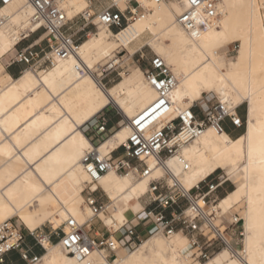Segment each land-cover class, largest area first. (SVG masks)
<instances>
[{
  "label": "bare ground",
  "instance_id": "1",
  "mask_svg": "<svg viewBox=\"0 0 264 264\" xmlns=\"http://www.w3.org/2000/svg\"><path fill=\"white\" fill-rule=\"evenodd\" d=\"M112 1L121 10L125 9L120 6L121 0ZM177 1L183 2L182 8L143 1L146 8L143 16L115 32L99 25V31L81 41L75 54L59 60L47 71L36 73L27 69L17 80L5 75L9 82L0 87V223L17 217L20 225L34 231L40 221L48 219L50 225L57 226L71 216L79 224H88L85 220L86 204L78 188L83 182V190L89 183V178L84 181L88 176L80 160L85 150L93 145L80 127L108 104L117 107L124 120L132 119L145 110L156 95L140 68L113 87L106 88L94 75L95 61L98 56L110 54L118 46L128 47L151 28L158 36L156 40L150 39L151 45L158 56L164 53L167 65L171 61L169 68L177 80L171 92L174 112L192 105L182 95L177 96L178 91L182 93L190 91V86H200L201 96L211 89L224 103L225 96L235 99L234 87L243 91L241 75L248 74V90L254 94L246 103L244 131L230 137L208 127L181 151L189 164L188 170L180 174V166L174 158L167 163L186 189L218 169L224 172L225 180H240L218 199L215 210L220 216L244 201L243 248L238 250L225 246L207 261L200 262L190 259L182 251L187 240L185 236L174 234L164 237L155 233L134 250L118 248L116 254L118 250L126 254L116 255L112 264H264V233L259 227L260 210L264 206V178L261 175L264 156L261 155L259 136L253 140L251 162L248 160L247 141L239 143L248 132L250 106L264 99V30L260 28V14L251 16L253 31L249 48V0H221L220 14L215 23L195 35L187 33L177 23L176 15L184 9L185 0ZM253 2L259 3L258 0ZM87 5L88 0L63 2L68 17ZM32 11L27 0H14L1 9L6 21L0 25V52L13 49L20 40L16 34V22L28 24L29 30L39 26L29 23ZM225 20L229 35L240 37L239 41L221 38L224 26L220 22ZM235 42L238 43L235 59L228 65L222 64L218 60V52ZM119 126L97 144L101 154L110 153L127 138L130 132L128 124L122 122ZM149 164L152 166L153 162ZM159 172L157 168L155 174ZM147 185L148 179L137 177L133 170L118 173L110 169L91 186L94 189L101 186L110 199L109 218H115L113 228H116L122 224L121 217L124 223L131 212L141 209L140 198ZM229 198L230 207L227 210L220 207ZM226 239L234 244L229 237ZM42 244L45 251L41 254V262L44 264H77V260L59 242L50 243L44 238ZM91 256L98 259L99 252L93 251Z\"/></svg>",
  "mask_w": 264,
  "mask_h": 264
},
{
  "label": "built area",
  "instance_id": "2",
  "mask_svg": "<svg viewBox=\"0 0 264 264\" xmlns=\"http://www.w3.org/2000/svg\"><path fill=\"white\" fill-rule=\"evenodd\" d=\"M12 1L14 0H0V25L6 21L1 9ZM143 1L148 0H127V7L121 10L111 0L109 7L105 9V15L109 18L105 20L99 14L100 8L96 9L98 6H93L94 0H88L87 7L71 17L66 14L64 0H27L33 10L29 23L39 26L35 30L30 29L26 36L21 35L8 64H23L26 69L33 72H45L59 60L75 54L80 42L92 34V27L103 25L115 32L137 17L143 16L146 12ZM150 1L158 3L170 0ZM220 1L185 0V7L176 15V21L187 33L200 32L217 20L220 14ZM32 35L36 38L31 43L20 45L21 41ZM42 41L45 42L43 46ZM152 57L159 56L155 54ZM166 67V63L161 66L155 62V59L152 63H149L147 59L142 73L150 72L152 79L157 81L156 84H150L144 76L156 95L145 110L136 114L134 118L124 121L130 128L125 141L108 154L99 152L98 143L92 144L93 146L85 150L81 157L83 170L89 178V183L82 190L84 203L91 212L87 223L98 219L106 235L90 236L88 230H85V225L79 224L71 216L65 219L59 230L53 229L59 236L58 242L63 249L77 261L91 259L94 264H112L118 248L134 250L145 238L155 233L164 237L174 234L185 236L189 244V256L192 260L200 262L208 260L225 246L236 248L235 243L230 244L226 239L227 227L223 225V221L226 220L224 214L217 216L215 210L220 196L219 189H222L225 182L222 175L217 176L215 181H207L209 175L195 186L186 189L178 175L167 164L169 159L174 158L180 166V174L188 170L189 164L181 154L183 147L198 138L208 127L217 132L224 131L223 124L227 121L224 116H219L215 124L213 123V119L223 110L224 103L217 100L206 105L200 101L199 104L185 108L191 114L190 118H186L184 114L178 115V111H173L171 99V92L177 80L169 67L165 71ZM157 68L159 71H153ZM158 77L159 80H157ZM99 81L102 82V78H99ZM161 100L165 101L163 105L160 103ZM217 104L219 108L216 107ZM236 108L232 113H228L229 117L233 114L236 118L240 117ZM137 121L143 125V128L137 124ZM88 125L94 129L101 140L111 134L108 119L102 110L88 121ZM231 127L233 130L242 129L244 118L242 124H235L233 120ZM118 150H121L120 153L113 156ZM150 161L153 162L152 166L149 164ZM89 166H91L92 175L86 171ZM157 168L160 172L155 174ZM110 169L119 173L133 170L139 178L148 179L147 190L141 197V209L116 228L108 227L100 218L109 211L110 199L101 186L95 189L91 186L98 182L97 177L100 178ZM165 200L168 203H165ZM180 201H183V204ZM201 201H204L203 207ZM173 206L180 208L181 212H175ZM193 207L196 214L188 217V220L196 223L197 228L194 230L190 229L187 223L175 218ZM239 221L240 217L233 214L231 220H228V227L235 226ZM35 231L36 229L28 230L27 233L44 252L42 241L44 238L49 241V237L42 233L36 234ZM73 235L76 236L75 240L70 239ZM25 236L26 234L11 219L0 223V264H5V256L11 251H18L20 258L26 264L41 262V254H35L32 252V247L24 246ZM65 239L69 240L67 245L63 244ZM113 244L117 247L113 248ZM82 247H89V255L82 256L78 252V249ZM93 251L99 252L98 259L91 256Z\"/></svg>",
  "mask_w": 264,
  "mask_h": 264
},
{
  "label": "rangeland",
  "instance_id": "3",
  "mask_svg": "<svg viewBox=\"0 0 264 264\" xmlns=\"http://www.w3.org/2000/svg\"><path fill=\"white\" fill-rule=\"evenodd\" d=\"M170 1H171V3L170 2L165 3L164 1H161V2H158L156 4L167 5L169 7H172L173 5H177V6H180V8H182V4H183L182 1H177V0H170ZM258 2H259V0H258ZM105 3H109V0H105ZM120 6H122V5H120ZM96 9H99V6ZM15 25H16V30H17L16 34L21 39V35L27 34V32L29 31V29H28L29 25L28 24H26V25L20 24L19 22H16ZM92 31H93L92 34L97 33L99 31V26L98 27H92ZM91 35L88 36L86 39L91 37ZM30 38H32V37H29L27 39H30ZM34 38H36V36L33 37L30 41H27V39H24L23 41H21L20 45L29 44L33 41ZM157 38H158V36L156 35V31H154L151 28H148L143 34H141L139 37H137L135 40H133L128 45V47L118 46L117 49L112 51L110 54H104V55L98 56L96 58V61H95L96 66L94 67V75L98 79L102 78V84L106 88H111L117 82L122 81V80L126 79L127 77H129L137 68H140L141 70H143V68L145 67V65L147 63V59H148L149 55H151V56H153L155 54L158 55L156 53V51L153 49L151 42H150V39L156 40ZM41 45L42 46L45 45V42L42 41ZM14 48L7 51V52H0V87H2L3 85H6L9 82V78H7L5 76V70H4L3 66H4V63L7 60V58L9 56H11L12 53L14 52ZM237 48H238L237 42L231 43L229 45V47L218 52V54L225 52L218 58V60L222 64L228 65L230 61L235 59V57H236L235 54H236ZM117 73H119V74H117ZM202 97L204 99H202L201 102L205 103L206 105H209L210 103H213L217 100L220 101L218 99L217 95L214 94L213 92L203 93ZM238 108H240V112H238V113L240 115H241V113L244 114V127L242 128V130L241 129L237 130L236 133L234 130H232L230 128L231 129L230 135H234V136L238 135L239 133L244 131L245 126H246V124H245V122H246V104H244L242 108H241V106H239ZM102 112L104 113V115L106 116V118L108 120L113 119V121H114V118H115V121H117V122L122 121L124 123V121H125L121 112L118 111L117 107H115L113 104H108L105 108L102 109ZM113 123H115V122H113ZM114 125H116V124H114ZM224 131H225V128H224ZM222 133L224 135H228L224 132H222ZM221 175H222V178H224V172L221 169H218L209 176L207 181L208 180H214L215 181L217 176H221ZM85 180H87V179H84V181ZM239 182H240L239 179L225 180V182L222 185V189H219V192H220L219 198L222 197L227 191L232 189ZM82 186H83V182L79 184L78 189H79L81 196L83 197V195L81 193ZM140 201H141V198H140ZM85 207H86L85 220H88L91 213H90L88 206L85 205ZM219 211H220V209H219ZM243 211H244V201L242 200L240 203H238L234 207H232L229 210V212L227 211V213H225L223 215L227 220V221L226 220L223 221V225H225V227H227L225 230L226 235L232 239V241L236 244L235 245L236 249H238V250H242V248H243V241H242V239L244 238V234L242 233V232H244L243 219H242ZM132 214L133 213H131L128 216V218ZM233 214H236L237 216H239L240 221L235 226H233V227L229 226L228 227V224H229L228 220H231ZM104 215L109 216L110 214H109V212H107L106 214H103L102 216H104ZM102 216H100L101 219H102ZM11 220L14 223H16L24 233L28 232V230L23 225H20L21 222L17 217H13V218H11ZM49 224L50 223H49L48 219H45L43 221L38 222L36 225L37 229H36L35 233L36 234L40 233L39 231L41 228H43L44 225L49 226V229L52 231L55 228H58L57 230H59V228L62 227L63 223L57 225L58 227L52 226L53 224H51V225H49ZM85 230H88V229H85ZM55 243H57V242H55ZM121 251L122 250H118L117 253L120 254ZM182 251L186 252L187 256L191 259V257L189 256V244H188L187 240H186L185 246L182 248ZM64 254H65V252H64ZM125 254L117 255V256L121 257V256H124ZM205 261H207V260H205ZM205 261H201V262H205Z\"/></svg>",
  "mask_w": 264,
  "mask_h": 264
},
{
  "label": "snow or ice",
  "instance_id": "4",
  "mask_svg": "<svg viewBox=\"0 0 264 264\" xmlns=\"http://www.w3.org/2000/svg\"><path fill=\"white\" fill-rule=\"evenodd\" d=\"M111 0H109V3H105V0H94V4L93 6H99L100 8V16L102 19H108L109 17L107 15H105V9L107 7H109ZM122 6L127 7V0H121ZM248 9L250 10V14H249V21H248V42H249V48H251V43H252V20H251V16L254 13H259L260 14V28L261 30H264V0H259V3H254L253 0H249V3L247 4ZM221 24H223L224 26V31L220 34L221 38L226 41L228 39H232V40H236L239 41L240 37L235 36V35H229L228 33V25H227V21H221ZM193 35H195V33H193ZM155 59V62L161 66L165 65V58H164V53H161L159 55L158 58H154L151 55H149L148 60L149 63H152L153 60ZM250 59V57H249ZM168 67H171V61H168V65L165 68V71L168 70ZM153 71H159V69H154ZM143 75L148 79V82L150 84H156L157 81L152 79V75L150 72H144ZM157 80H159V77L157 78ZM241 80H242V87H243V91H241L239 88H235L233 89L234 91V95H235V99H230L227 96L224 97V108L222 111H220L217 114V117L213 119V123L215 124L216 119L219 118V116H224L225 120L228 121L229 126H231L233 124V120L235 124H242L243 122V118H244V114L241 113L239 118L235 117V114H233L232 117L228 116V113H232L233 109L235 108L236 105H240L241 108L243 107L244 104L249 103V101L252 99V95L253 93H250L248 90V84H249V78H248V74L245 72L244 74L241 75ZM160 87L162 88L163 85L161 84ZM191 90L190 91H183L181 92H177L176 95L177 96H183L187 99L188 103L192 104V105H196L199 104L200 101L202 99H204L201 95V87L200 86H190ZM209 91L211 92V89H209ZM161 105H163L165 103V101L161 100ZM217 108H219V104H217L216 106ZM165 111H168L167 109H165ZM236 112H240V108H236ZM179 114H184L186 118H190V113L185 109V108H180L178 110V115ZM203 118V117H202ZM248 121H249V126H248V132L246 134V136L239 142L240 144H243L244 141H247L248 144V160L249 162H251L252 159V153H253V140L255 136H259L260 137V151H261V155L264 156V99H261L260 102L257 104L256 102H253L252 105L250 106L249 110H248ZM137 124L143 128V125L140 124L139 121H137ZM242 130V129H241ZM133 139H135V137H133ZM227 139V138H225ZM117 141L114 138L113 140V144H115ZM122 142V137H121V141ZM107 147V145L105 146ZM241 159H243V151H241ZM247 170V169H246ZM86 171L89 173V175H92V170H91V166L88 167V169H86ZM261 175L262 178H264V169L261 170ZM88 177H85V179H87ZM97 179H99L97 177ZM262 183H264V179H262ZM230 201L231 198H229V201H225L224 204L220 205V207H225L226 210L228 207H230ZM165 203H168L167 200H165ZM181 204H183V201H180ZM249 203L251 204V200L249 201ZM201 206H204V201H201ZM186 207V205H185ZM173 209L175 212L180 213L181 209L173 206ZM196 214V210L195 208H188L187 212H183L181 215L176 216L175 218L177 220L183 221L184 223H187L190 229H196L197 225L194 222H191L188 220V217L195 215ZM102 219L104 221V224H106L108 227H112L114 226L115 223V218H109V216L104 215L102 216ZM250 227L252 226V218L250 216ZM26 223H29L30 226L35 227V224L31 223L30 221L25 220ZM120 223H123V218H120ZM118 226V225H116ZM259 227L261 229V232L264 233V206L261 207L260 210V216H259ZM71 240H75L76 236H71L70 237ZM69 243L68 239H65L63 241V244L67 245ZM117 245L113 244V248H116ZM78 252H80L83 255H89V247H82L78 249ZM35 264H44V262H40L37 261L35 262ZM77 264H94V261H92L91 259L88 261H82V259H78Z\"/></svg>",
  "mask_w": 264,
  "mask_h": 264
},
{
  "label": "crops",
  "instance_id": "5",
  "mask_svg": "<svg viewBox=\"0 0 264 264\" xmlns=\"http://www.w3.org/2000/svg\"><path fill=\"white\" fill-rule=\"evenodd\" d=\"M26 36V34H25ZM30 37H35L34 35L30 36ZM32 38L30 39H27V41H30ZM225 52H222L220 54H218V58ZM10 56L7 58V60L5 61L4 63V70H5V75L9 76L12 80H17L19 79L23 74L24 72L27 70L25 68V66L23 64H18V63H13V64H8V60H9ZM197 110V109H195ZM115 122V123H113ZM122 123V121H115V118H114V121L113 119L112 120H108V124L110 126V130L113 132L115 129H117V127ZM116 124V125H114ZM224 128H225V131H223L224 133L230 135V130L232 129L231 126H229L228 122L225 121L224 122ZM120 127V126H119ZM118 127V128H119ZM231 128V129H230ZM80 129L82 130V132L84 133V135L88 138V140L92 143V144H96V143H99V141L101 140L100 137L97 136V134L95 133L94 129L91 128L89 125H88V122L81 126ZM233 130V129H232ZM235 133L237 130H234ZM240 134V133H239ZM237 136V135H235ZM234 135H231V137H235ZM35 138V137H33ZM32 138V139H33ZM102 141V140H101ZM100 141V142H101ZM29 143V142H28ZM121 150H118L116 151L113 156H116L117 154L120 153ZM38 162H39V159H37ZM37 160H35L34 162L35 163H38ZM30 165V164H29ZM32 165V164H31ZM132 213V212H131ZM130 214V213H129ZM128 214V215H129ZM128 218V216H127ZM50 225V224H49ZM26 228V227H25ZM85 229H88V233L90 236L92 237H98V236H101V235H106V231L103 227V225L100 223V221L98 219H93L91 222H89V224H86L85 223ZM40 233L46 235L47 237H49V242L50 243H55V242H58V238L59 236L56 235L52 230L49 229V226H43V228L40 229L39 231ZM26 236H25V239H24V246L26 247H32V252L35 253V254H42L43 253V250L41 249L40 246H38L35 242V240L33 239V237H31L30 235H28V233L26 232L25 233ZM122 254H125L124 251H121V253H117L116 255H122ZM5 264H26L25 261H23L21 258H20V254L18 251H11L9 253L6 254L5 256Z\"/></svg>",
  "mask_w": 264,
  "mask_h": 264
}]
</instances>
